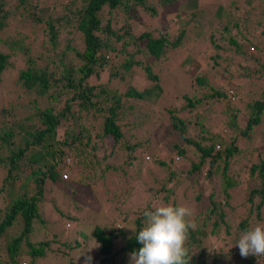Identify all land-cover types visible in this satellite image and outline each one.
I'll use <instances>...</instances> for the list:
<instances>
[{"label": "trees", "instance_id": "1", "mask_svg": "<svg viewBox=\"0 0 264 264\" xmlns=\"http://www.w3.org/2000/svg\"><path fill=\"white\" fill-rule=\"evenodd\" d=\"M53 1L39 6L38 0H0V100L13 106L12 124L22 128V136L14 135L3 105L0 168L6 175L0 186V264H84L73 255L88 243L91 264H117L118 256L131 264L130 253L142 247L135 232L144 227L143 211L161 204L188 207L179 193L193 192L196 186L200 211L187 218L194 225L185 244L188 264H231L240 249L222 252L220 241H231L248 229L261 218L264 206V43L248 37L246 24L252 12L264 16L263 3L243 0V5L229 8L219 2L211 18H205L207 9L198 0ZM156 5L168 7L178 22L169 20L161 30H149L147 16L156 15ZM23 22L39 30L33 26L17 32L16 38H5L3 31ZM257 25L261 27L260 21ZM252 36L258 39L256 33ZM197 40L206 48L194 57L184 55L186 44ZM221 41L242 56L238 62L222 59L230 60L225 65L230 74L217 70V58L225 53ZM38 45L42 50L35 52ZM207 49L213 50L210 67L202 70L200 56ZM170 51H183L181 67L195 91L181 94L179 106H166L157 115L164 86L153 65L166 60ZM17 61L20 67L14 69ZM209 69L214 76L210 80ZM166 154L174 157L167 162ZM26 158L30 168L19 177L17 169ZM188 158V170L175 166ZM148 162L150 169L140 174ZM71 163L72 180L83 189L66 190L77 199L74 207L92 189L103 191L108 181L103 192L116 197V210L122 206L119 214L108 213L104 224H80L89 228H58L62 219L75 220L55 192L62 170ZM238 186L245 195L232 204L231 189ZM97 199V208L100 202L110 210L106 199ZM241 206L248 208L247 215L232 230L227 216ZM112 220L121 224L116 227ZM206 243L214 249L213 257ZM256 262L257 256L246 264Z\"/></svg>", "mask_w": 264, "mask_h": 264}, {"label": "rangeland", "instance_id": "2", "mask_svg": "<svg viewBox=\"0 0 264 264\" xmlns=\"http://www.w3.org/2000/svg\"><path fill=\"white\" fill-rule=\"evenodd\" d=\"M154 1H156V0H154ZM259 1H261L263 3V6H264V0H259ZM38 2H39V4H38L39 6H45V5L51 4L54 1L53 0H38ZM66 2H67V0H65V3ZM157 2H158V0H157ZM219 2L223 3L226 7H229V8H233L237 4L243 5V3H244L243 0H198V3L207 9L205 18H211V13H212L211 11L214 9L215 5L218 4ZM177 5H178V3L174 4L173 8L176 9L178 7ZM156 7L158 8L156 15L154 17L153 16H147L149 24L147 23L145 17L144 18L138 17V20L140 22H144V20L146 21L147 25H145V26L149 30H151V31L161 30L162 25L167 23L169 20H173V21L178 22V18L175 17V15L169 10L168 7L165 8L164 10L162 8H160V6H158V5H156ZM55 9L54 10L56 12L61 11L60 6L59 5L57 6V4L55 6ZM251 14H254V15L252 16V18L250 20H247V23H246L247 27H248V31H247L248 34L247 35L252 41L257 40L258 42L264 43V35L260 34V28H262V29L264 28V16L258 10L255 11V13L252 12ZM196 21H197L196 18H192V22H196ZM258 21H260V23H261V27H259V28L257 25ZM33 26H34V30H36V31L39 30V26L33 25V24L28 25V23L23 22V23H20V25L14 26L13 29H10L9 32H7V30L3 31L4 32L3 35L5 36V38H16L18 35L17 32H22V30H27V31L31 30L33 28ZM137 27L138 26H135L136 31L142 30V28H140V27L137 28ZM254 33H256L258 35V39H255L254 36H252V35H254ZM77 35H78V37L80 36L79 34H77ZM38 39H40V37ZM77 39H79V38H77ZM192 43L193 42H188L186 44V50L187 51L184 53V55L189 54L192 57H194V56H196V52H198L199 50H204L203 48H206L205 47L206 45L204 43H202L201 47H200L199 40H197V42L193 45H192ZM206 44H208V43H206ZM221 44L224 48L223 50L225 51V53L223 54L222 57L217 58L219 65H221V66H219V68L217 70H219V75H222V72L224 70L227 72L226 74H230V73H232V70L231 69L229 70L225 66L227 64V61H230V60L222 62V59L232 58V60H231L232 62H238V59H240L242 56L239 55L238 53H236L234 46L229 44L227 41H221ZM41 50H42L41 46L38 45V46H36V49L34 51L39 52ZM182 54H183V51H180V52L170 51L168 53L166 60L158 61V62H157V60H154L157 63H155L153 65V69L160 74L161 83L164 86V95L158 101L157 107L155 109L157 115H162L163 112L161 114H160V112H161V110L164 111L166 106H168V107L179 106L182 102V99L180 98L181 94L191 93V92L195 91V88L193 87V85H192V83L188 77V74L181 67V61H182V57H183ZM210 54H213V50L207 49L204 51V56L203 55L200 56L201 57V59H200L201 69L202 70L205 69L206 66L207 67L209 66L208 62L210 61V58H209ZM13 64H14V67H13L14 69L20 67L19 61L15 62V63L13 62ZM191 70L195 74L194 69L191 68ZM135 76L138 77V80L139 79L143 80V83H141L140 81H138V83L136 82L137 85H139L140 83H141V85L145 84V80L143 79V77H141L140 74L136 73ZM207 77L209 80L214 78L213 70L209 71ZM215 77H217V76H215ZM14 80H15V78L13 79V82H14ZM215 83L217 84V81H215ZM1 84H3V82H1L0 85ZM12 86H13V88H16L15 84H12ZM0 99H1V96H0ZM3 105H5L8 108V110H6V112H8V117H9L8 118L6 116V119L8 118L7 124L11 127H14V135L19 134L20 136H22L21 126L19 124L17 126H14L12 124L14 121H16V119H13V114L10 111L11 107H13V106L10 104H7L5 101L2 102V100H0V128L2 127L1 119H3V117H4V114L2 113ZM18 119H20V118H18ZM61 132H63V130L58 131L59 134H61ZM129 133L130 132H128L127 134H129ZM142 134L147 135L146 133H140L139 137H141V136L143 137ZM154 137L156 138L155 134H154ZM162 140H164L163 141L164 146L165 145L167 146L169 144L168 143L169 140H167V139L165 140V138ZM16 141H17V143H19L20 138L16 137ZM261 148H264V144L261 146ZM162 150H164V149H162ZM160 154H163V153H160ZM169 156L174 157V155L168 154L167 158H166L167 162H169V158H170ZM193 159H197V156H194ZM189 161H190V158H188L187 161L180 162L179 164H177L175 166H178L177 168L182 167V170L186 171V170H188V168L190 166ZM66 162L70 163V160L67 159ZM28 163H29L28 159L26 158V159H23L22 162L19 164V167L17 169V174H19V177H21V175L26 176L25 174L28 172V170L30 168ZM150 164H152V163L148 162L147 165L144 164L141 171H140L141 172L140 174H142V173L145 174L146 169L151 167ZM74 169H75L74 163L73 164L71 163L68 167H65L62 170V178L63 179H62V182L58 184V186H57L58 188L55 190V192H56L57 197H59L61 202H62V208L64 210H67L68 208L70 210H72L75 220L74 221L73 220L72 221H64L62 219L59 222L58 228L64 229L67 231L74 224L75 225L79 224L80 229L89 228V225L88 226L87 225L82 226L80 224L81 223H94V222H97L99 224H104L103 222H105V219H106V216L108 215V213L112 212L115 214H119L121 212L122 206H119L120 208H117V210L115 208V205H116L115 198L116 197H107L106 195H104V193H106L107 191H105V192H103V191L107 188V186H109L108 181H106L107 183H105L104 187L101 188V190H103V191L99 190L100 192H98V191L92 189L91 193H85L81 196V199L84 202L78 201V207H74V205L72 203L77 201V199H75L74 197L72 198L69 194H67L66 190L67 191L76 190V192H80L81 190L83 191V189L80 187V183L73 182V180H72L71 175H72V172L74 171ZM179 169H181V168H179ZM5 175H6V169L0 168V186L2 184V180L5 177ZM197 191H198V186L194 187L193 192H191L189 189L187 192L179 193V196L181 198L185 197L184 199L187 201V203H189V204H187V206L191 209L193 215H196L200 211L199 206H198V202L194 199V194ZM81 193H84V192H81ZM19 194L21 195L20 192H19ZM244 195H245V192L239 186L234 188V189H231V203L232 204L240 203L243 200ZM49 196L56 197L52 193ZM97 198H99L101 200V202L104 201V199H106L109 202L108 205L111 204L110 210H108L109 208L107 209V207H103L100 202H99L100 207L97 208V203L95 202L98 200ZM92 203H95L96 207H94V205ZM81 204H84V205H81ZM138 204H140V202H138ZM0 205H2V199H0ZM247 207H249V206H247ZM247 209L248 208L241 206L236 210L237 212L233 216L232 215L230 216L228 214V216H227L228 222H229V224H231L232 230L237 226V224L240 222V220L244 216L247 215ZM260 211H261L260 212L261 213L260 219H258V218L255 219V215L252 214L253 215L252 218L255 219V221L251 223V226H254L258 222L264 223V206H262ZM56 216H57V214H56ZM131 216H135V215L131 214ZM131 216H130V218H132ZM49 220L51 222L57 221V218H54V217L50 218V216H49ZM111 224L112 225L114 224L116 227H118L121 223L119 224L118 222H116V220L115 221L112 220ZM13 229H14V231L12 233L16 234L18 231L17 227L13 228ZM48 230H51V227H48ZM240 234H241L240 232L237 233V235H235L234 239L231 241H229V238L226 241L221 240L220 241V245H221L220 250L222 252H225L227 250V248H230V247L233 249H236V248L239 249L238 246H234V245L237 242V240L239 239ZM206 244L208 245V248H210V251L213 253V255L211 256V257H213L214 256V249L211 248L210 243H206ZM217 244H218V242H216V244H213V246L217 247ZM0 245H1V243H0ZM61 248L62 247L60 246V249ZM81 251H83V252H78L77 254L73 255L74 259L79 261V262L84 263L86 256H89V255L91 257L93 256V252L90 248L89 243H88V248H86L85 250H81ZM198 252H199V254H201V252H202L203 256L205 255L204 251L201 248H198ZM94 255H95V252H94ZM197 257H199V256H197ZM251 257H255V255H250V256L245 258V257H242L239 253L237 256L230 258V263L231 264H246L247 261H249ZM116 262H117V264L122 263L119 256H118V260H116ZM123 262H124V264L125 263L128 264L127 261L125 262V260ZM22 264H24V263H22ZM256 264H264V256L257 257Z\"/></svg>", "mask_w": 264, "mask_h": 264}, {"label": "clouds", "instance_id": "3", "mask_svg": "<svg viewBox=\"0 0 264 264\" xmlns=\"http://www.w3.org/2000/svg\"><path fill=\"white\" fill-rule=\"evenodd\" d=\"M191 215V209L184 205L161 204L144 210V227L135 232L142 247L130 253L131 264H188L185 244L189 228L194 227L187 219ZM234 246L239 247L242 257L264 256V223L250 225ZM92 259L86 256L84 264H91Z\"/></svg>", "mask_w": 264, "mask_h": 264}]
</instances>
